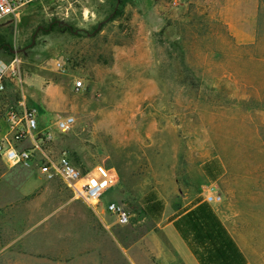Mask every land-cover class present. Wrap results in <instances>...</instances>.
Masks as SVG:
<instances>
[{"label": "rangeland", "instance_id": "obj_1", "mask_svg": "<svg viewBox=\"0 0 264 264\" xmlns=\"http://www.w3.org/2000/svg\"><path fill=\"white\" fill-rule=\"evenodd\" d=\"M218 7L214 0H33L0 23V61H18L0 100V137L7 107L18 103L36 108L41 125L70 114L75 125L55 132L50 156L66 150L82 169L102 165L116 180L96 210L73 200L59 179L47 181L25 209V226L41 221L47 237L28 240L26 251L16 246V264H153L152 239L145 244L139 234L142 225L152 233L140 203L150 191L165 201L203 199L214 184L223 199L255 200L264 214V7L252 46L234 42ZM10 168L0 158V178L22 183L23 171ZM35 169L27 167V184ZM109 201L131 211L129 225L104 210Z\"/></svg>", "mask_w": 264, "mask_h": 264}, {"label": "crops", "instance_id": "obj_2", "mask_svg": "<svg viewBox=\"0 0 264 264\" xmlns=\"http://www.w3.org/2000/svg\"><path fill=\"white\" fill-rule=\"evenodd\" d=\"M214 1L219 2L217 13L234 42L240 46L256 44L264 0ZM22 167L11 166L8 170H16L17 173L11 172L15 176L23 171L22 183L16 177L6 182L5 176L0 178V264H16V246L26 251L31 244L28 240L47 237V232L37 229L41 221L25 226L29 222L25 209L34 193L36 198L43 196L48 182L35 169L38 176L31 185L27 184L33 173L27 170L29 166ZM217 190L221 195L218 187ZM140 203L143 221L150 220L153 226L149 235L146 225L139 227L145 244L152 239L153 264H264V214L256 213L255 200H226L221 196L218 203H208L204 196L203 199L174 196L165 201L150 191ZM259 203L264 206V201ZM11 223H18L19 229L13 231L8 225ZM142 243L143 240L138 241Z\"/></svg>", "mask_w": 264, "mask_h": 264}, {"label": "built area", "instance_id": "obj_3", "mask_svg": "<svg viewBox=\"0 0 264 264\" xmlns=\"http://www.w3.org/2000/svg\"><path fill=\"white\" fill-rule=\"evenodd\" d=\"M33 0H0V23L13 18L19 10ZM56 67L61 68L57 62ZM18 61L6 64L0 61V99L7 92L9 82L17 75ZM82 81L74 83V90L82 89ZM7 130L0 137V158L10 166L36 167L47 180L59 179L69 190L72 199L83 203L87 208L96 210L101 198L115 183L110 170L102 165L82 172L76 167L66 150L50 156L47 148L55 139V132L65 134L75 125V118L70 114L55 115L49 125H41L40 112L36 108H27L22 103L9 106L4 116ZM208 203H218L221 195L217 187L209 184L203 193ZM104 210L121 226L129 225L132 214L125 205L109 201Z\"/></svg>", "mask_w": 264, "mask_h": 264}, {"label": "trees", "instance_id": "obj_4", "mask_svg": "<svg viewBox=\"0 0 264 264\" xmlns=\"http://www.w3.org/2000/svg\"><path fill=\"white\" fill-rule=\"evenodd\" d=\"M0 46H2V47H4L5 49H6V44H5V41H4V39L2 38L1 40H0ZM6 94V93H5ZM4 94V95H5ZM4 95L2 96V98L4 97ZM2 98L0 99L1 101H2ZM74 161V160H73ZM76 167L78 166V168L80 167L75 161H74V163H73ZM79 169H81L82 170V172H86V171H88V170H84V169H82L81 167L79 168Z\"/></svg>", "mask_w": 264, "mask_h": 264}, {"label": "bare ground", "instance_id": "obj_5", "mask_svg": "<svg viewBox=\"0 0 264 264\" xmlns=\"http://www.w3.org/2000/svg\"><path fill=\"white\" fill-rule=\"evenodd\" d=\"M57 65L55 64V67H56Z\"/></svg>", "mask_w": 264, "mask_h": 264}]
</instances>
